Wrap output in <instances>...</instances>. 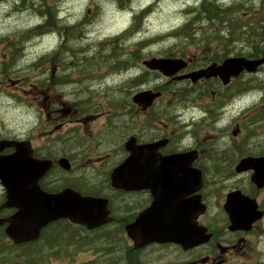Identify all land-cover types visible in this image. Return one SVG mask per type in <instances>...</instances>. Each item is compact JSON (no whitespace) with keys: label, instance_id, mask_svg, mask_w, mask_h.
I'll list each match as a JSON object with an SVG mask.
<instances>
[{"label":"flooded vegetation","instance_id":"1","mask_svg":"<svg viewBox=\"0 0 264 264\" xmlns=\"http://www.w3.org/2000/svg\"><path fill=\"white\" fill-rule=\"evenodd\" d=\"M103 2L117 6L121 11L126 8L133 10L132 22L120 33L103 32V23L112 25L115 22L107 5L103 6ZM132 3L131 0H0V4L9 9L6 13H15L19 17L22 26L18 27L17 41L19 39L24 46L36 45L39 42L52 43L54 47L49 50V58L62 61L65 77L70 81L73 78L79 85L81 93L86 91L93 95V92H99L93 85L102 73L109 75L118 70L119 50L130 60L127 70H130L131 77L134 75V78L138 79L133 85L135 93L141 90L160 92L148 106L134 101L130 104L142 112L140 114L142 120L140 127L122 134L134 135L138 144L164 139L165 142L159 149L163 156L194 151L195 158L190 165L200 168L204 174L203 165L214 157L240 159L264 156V146L251 145V139L247 141L246 138L241 139L244 128L252 122L254 115L258 114L259 110L264 111V106L257 107L258 104L253 106L252 112L247 111L244 107L246 104L240 111L235 109V102L243 101L248 95L247 72L232 78L225 85L217 76L202 77L196 81L180 78L213 63L221 64L231 56L248 57L246 47L237 48L242 45H237L235 40L199 38L198 35H186L169 40H162L154 34L148 35L141 30L142 15L145 11L135 13L136 9ZM154 3L144 10L154 8L152 7ZM231 3L236 4L233 1ZM135 22L137 24L133 25ZM138 22H142L141 26ZM166 41L174 44L152 49ZM172 46L177 48L170 49ZM15 53L18 54L13 53V47L4 42V39H0V57H10ZM162 57L182 58L186 60V66L178 73L167 77L145 64L149 59ZM73 72L78 75L75 76ZM82 72L84 74L81 76ZM86 81L90 84H85ZM36 93L34 91V94ZM90 99L86 98L87 102ZM88 105L94 109L100 107L102 103L88 102L82 109L85 110ZM62 111L65 115L74 112L70 108ZM52 114L54 115V110ZM76 119L78 122L86 120L83 115ZM151 120L155 128L151 126ZM230 126L235 127L231 131L235 136L226 137L228 133L222 136L219 127L226 130ZM198 128L204 132V138L198 136ZM0 130L3 131L0 132V160L5 159L3 171H6V163L9 171L17 169L19 163L17 157L8 159L15 154H18L21 160L25 158L27 162L33 159H52L53 167L39 180L41 189L53 193L64 187H72L86 193L82 187L84 177L78 174L81 171L77 173L74 171L72 183L68 174L73 168L65 169L59 163L63 157L73 163V158L86 154L88 148L84 149L76 144L80 141L74 142V138L70 136L56 138L53 134L54 129L39 139L15 130L7 131L1 127ZM212 132L219 135V140L230 143L226 150H218L214 146L215 138H212L214 136ZM114 150L121 156L129 155L124 140L121 142L115 140ZM234 165L235 162L228 166L226 175L229 177L226 184L218 186V180L214 178L206 182L203 174L204 184L200 190H191L194 184L190 180L185 184L188 187L183 194L177 190L171 191L170 198L164 199V205L178 204L181 210L182 206L186 207L184 216L191 219L199 212L196 203L197 196L200 195L201 202L205 203L206 208L202 213H197L199 215L196 224L201 231L197 238L204 240L196 244L193 241L186 244L162 241L136 246L127 231V226L152 205L153 195L149 189L128 190L115 187L109 178L107 182L96 185L99 190L98 196L108 199L109 221L89 228L84 224L61 218L43 227L37 239L16 244L6 233L9 225L6 219L16 213L18 208L3 206L8 194L0 180V219H4L0 224V263H6L8 260L9 256L6 254L8 245H16L17 251L22 253L26 250L24 244L34 242V252L49 255L50 261L28 262L25 256H21L13 264H264V185L258 186L253 182V170L238 173ZM167 178L173 180L175 177ZM234 180L235 182H229ZM234 191L236 193L241 191L254 198L258 209L261 210L260 219L249 228L241 225L231 227L230 214L224 204L228 195ZM233 200L238 202L236 198ZM238 210L241 213V206ZM167 211L175 210L170 207Z\"/></svg>","mask_w":264,"mask_h":264},{"label":"rangeland","instance_id":"2","mask_svg":"<svg viewBox=\"0 0 264 264\" xmlns=\"http://www.w3.org/2000/svg\"><path fill=\"white\" fill-rule=\"evenodd\" d=\"M207 1L221 4L224 7L227 6L226 3L230 4L232 1L247 2V6L243 9L244 11L239 12L235 19L237 26L242 25L243 27V24L248 26V31L246 33H241L237 38L236 44L242 45L237 48L243 49L246 47L245 50L247 53L260 52L264 49L262 48L264 47V37L261 39L259 35L253 34L255 29L261 32L262 26L264 25V10L258 8V4L264 2V0ZM144 2H147V0H135L132 5L136 10H141V7L146 6ZM152 2H157L158 5L144 12L142 15L143 26H141L142 22H138V24L142 27L141 30H143L144 33L148 35H158L162 40H169L170 38H181V34L176 35L174 32L180 28L182 24L189 21L186 14L187 6L192 4V6H195L198 10L203 0H149L150 4ZM105 3L106 2H103L104 7L107 5ZM113 6L114 5H107L110 16L114 17L115 22L112 25L103 23L102 30L103 32L117 31V33H120L132 22V15L128 12L132 9L121 11L117 6H114L115 8L112 9ZM8 10L7 6L5 7L4 4H0V38L1 40L4 39V42H7V44L16 49V51L20 48L21 51L16 56V59L13 57H0V127L7 129V131L15 130L23 135L32 136L34 139L46 136V134L50 133L49 130L53 129V134L56 138L62 136V134L67 131V128L75 130V132L70 131L69 133H75V136H81L82 139H84V146L91 152L86 155L85 158H73V167L79 169L75 171H81V176L84 177L82 187L84 189H92V182L96 184L104 183L106 181L104 180L105 176L107 177L109 170L120 161V156L115 153L114 144H112L114 140L106 141L100 138V136L103 137L108 134L111 139L114 138L121 142L125 139L122 133L134 127L136 129L140 127V122L142 120L140 114L142 112L130 105L131 102H133L132 97L135 93L132 86L138 79L134 78L133 75L132 82V75L130 70H127L128 67L124 68L122 71L119 70L109 75L102 73V77L97 78L95 81L96 84L93 85V88H96L99 92L95 91L93 95L86 93V91L81 93V89L77 88L78 84H76L73 78L67 85L54 84V82L50 80V77L53 75L58 76L62 72L61 70H57L56 73L54 72L52 74V72L47 70L49 66L52 68L46 56H48L49 50L54 47L53 44L50 42H39L32 46L21 45L19 39L17 41L16 33L18 27L22 25L19 23L18 15L10 12L6 13ZM233 16L232 14L229 15L230 18ZM201 23L206 25L205 21ZM135 24L137 23L135 22L133 25ZM209 25L210 32L205 35L204 38L223 39L232 34L231 32L233 29H227L225 26L221 27V24L218 23L217 26L221 27L219 32L210 35L216 28L213 27L214 24L212 23H209ZM238 32L236 28L235 34ZM262 33L264 34V30H262ZM197 35L199 38L202 37L200 32L197 33ZM161 44V46L152 47V49L164 48L174 43L166 41L161 42ZM125 48L128 47L125 46ZM175 48L177 47L172 46L170 49ZM14 49L13 52L15 51ZM124 56L122 55L121 58H125ZM55 66L56 65H54V67ZM73 74L75 76L78 75L75 72H73ZM83 74L82 72L80 75L82 76ZM259 76H246L247 85H261L264 88V84L262 83L264 82V68H262ZM58 77L61 79V76ZM19 78L21 79L17 80ZM254 78H258V80L251 82ZM9 79H13V81L9 83ZM19 81L20 83L18 86L14 85ZM85 84L90 83L86 81ZM31 86H35L38 89H31ZM262 87H254L243 101L236 102V111H240L244 104H246L244 107H246L248 112H252L253 106L255 107L257 104V107L264 106V90H262ZM34 91L37 93L34 94ZM86 98H91L90 101H88L91 103L101 102L105 108L98 107L92 109L93 107L88 105L86 109L83 110L82 108L84 105L88 103ZM65 108H70L74 112L71 115H65L64 112L61 111ZM52 109H56L54 115L52 114ZM79 115H83L86 120L78 122L76 118ZM57 124H61L59 125L62 126L61 129L57 130L55 128ZM121 125H123V129L119 127ZM253 126L256 127L253 130L244 128L241 139L246 138V141L251 139V145L264 146V122L262 123L260 121ZM233 128L235 127L230 126L225 130L222 127L220 134L224 135V133H228L230 135ZM197 131L200 138L205 137L204 132L199 128ZM0 132L3 133L1 130ZM212 133L214 135L212 138L220 139L218 134L215 132ZM229 135L227 137H229ZM107 153H110L109 157L105 156ZM100 156L105 157L99 159L98 157ZM233 161L235 162V158L232 157V162ZM220 162H223V160H220ZM223 166L224 165L220 168L213 167L214 172L217 173ZM73 172L74 171L71 172L70 181L74 180ZM228 177L229 175L219 174L211 175L210 179L214 178L218 180L220 184H226L228 183ZM229 182H235V180ZM10 256H13V254ZM31 256L34 260H37L38 263L50 261V256L46 254H40L36 259L34 255ZM53 261L56 262L55 258H53ZM13 263L16 262L11 259V261L7 260L6 263L0 264Z\"/></svg>","mask_w":264,"mask_h":264},{"label":"water","instance_id":"3","mask_svg":"<svg viewBox=\"0 0 264 264\" xmlns=\"http://www.w3.org/2000/svg\"><path fill=\"white\" fill-rule=\"evenodd\" d=\"M148 66L160 70L164 75L170 76L185 66L181 59L161 58L152 59L147 62ZM264 64V57L257 59H246L235 57L226 59L221 65L210 67L185 75L197 80L202 76L207 78L219 76L227 83L232 76L239 75L244 69L256 71ZM159 93L152 91H141L134 96L136 102L150 105ZM157 141L153 143L137 144L135 137L126 141V149L130 152L128 157L116 166L111 173V181L115 187L124 189H150L154 196L152 206L140 214L137 220L127 226L129 235L133 238L136 246H143L154 241H174L182 244L199 243L204 238H197L201 231L195 227L193 219L186 218V207L180 205H164V199L171 196V191L185 192L188 187L185 184L190 180L194 184L191 190L200 189L203 183L200 169L191 167L195 158V152L179 153L163 156L159 148L163 145ZM17 157L19 163L13 172L3 171L5 159L0 160V177L6 186L8 199L3 206L16 207L18 211L6 219L9 225L6 233L16 243L29 241L37 238L42 227L60 218H69L75 223H81L89 228L97 227L109 219L106 198L91 195H82L72 188H65L56 193H48L41 189L39 180L52 167L51 160L33 159L27 162L25 158ZM59 163L65 168H70L67 158H61ZM254 169L252 179L259 185H264V156L247 157L241 159L236 165L238 172ZM175 177L173 180L167 177ZM176 188V189H175ZM163 191V195H162ZM236 198L238 202L234 201ZM199 211L205 206L198 201ZM241 206V213L239 207ZM175 211H167L168 208ZM255 199L249 196L231 193L225 203V209L229 212L232 227L249 228L250 225L262 213L256 211ZM196 217V216H195ZM4 219H0V224ZM206 239V238H205Z\"/></svg>","mask_w":264,"mask_h":264},{"label":"trees","instance_id":"4","mask_svg":"<svg viewBox=\"0 0 264 264\" xmlns=\"http://www.w3.org/2000/svg\"><path fill=\"white\" fill-rule=\"evenodd\" d=\"M204 6H205L206 11H208L209 14H213V13H214V15L217 16V14H215V13L218 12V11H216V10H218L217 7H215V8L209 7V6H215V5H211V4H209V3H205ZM207 7H209L210 9L208 10ZM263 9H264V5H263ZM218 14H219V13H218ZM263 29H264V28H263ZM263 37H264V36H263ZM262 52H263V51H262ZM257 54H261V53H257ZM90 194H95V193H90Z\"/></svg>","mask_w":264,"mask_h":264}]
</instances>
